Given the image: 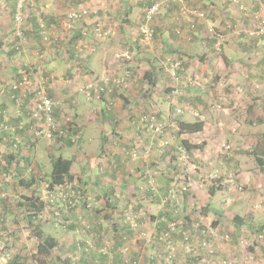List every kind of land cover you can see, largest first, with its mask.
<instances>
[{
    "label": "crops",
    "instance_id": "obj_1",
    "mask_svg": "<svg viewBox=\"0 0 264 264\" xmlns=\"http://www.w3.org/2000/svg\"><path fill=\"white\" fill-rule=\"evenodd\" d=\"M55 1H57V3L54 5L53 10H47L44 6L49 5L48 3L51 2V0H28V4L31 2L30 6L33 7L32 16L34 17V23H36L37 18L39 19L41 16L47 18L48 21L51 22L57 20L54 18L59 17L57 15L64 13L66 15L75 10L88 9L92 12V14L84 21L76 24L79 25L77 29L76 25L74 27L76 30H73L72 34L77 33L79 35L77 44L74 45L71 43L72 41H68L71 38L68 39L66 43H63V40L60 43H55L52 48L55 52L53 55H56V57H52L51 55L49 64L47 63L44 65L45 71L49 72L48 75L51 74L52 78L55 76L59 78L56 80L57 84L52 83V88H49V96L55 99L65 100L63 108L57 106L55 109L56 118L63 122L65 118L71 117L74 121V131L82 132L83 146L86 151L83 149L84 153L82 155L84 158L82 157L81 159L85 160L86 158L89 162H92L93 155L89 156V152H92L93 147L96 145H102L104 139L109 137L110 140L108 145H117L120 150H124V148H138L152 151L151 158H149V160H144L146 162V172L151 178L154 176L157 177V179H161V183L164 182L162 175L159 173L156 174V172L157 169H163L161 168L162 166L166 169V162H169L167 160H169V157L171 156H167L168 154L165 155L164 153H162V155L161 153H157V151H161L158 149L160 147L159 141L150 138L142 139V137L137 136L136 132L134 134V129L141 112L143 113L145 110L153 108L158 113L166 115L168 112H171L169 103L173 101L174 98H177L178 96L182 99L185 98L181 90H188V88H182V85H184L183 80L186 77H183L182 75L178 81H175L169 76L166 66L164 67V64H158V62H162V60L164 61L169 54L180 58L184 57L186 61L184 68L185 70H188L187 73L189 74L190 71H192V67L203 62L201 64V69L204 68L208 72L210 69L209 66H212L211 70H216L220 73V75L217 74L215 76L216 79L221 78V75L226 77L228 87H230L232 91V95H229L232 98H228V100L232 101L239 97L243 103L241 107L246 110V117L248 115V119H246L244 115V119L247 121L242 120L237 124L239 128L246 129L247 132L243 136H240V133L238 135L236 134L239 142L235 145H242L243 149L241 151L249 150V154L250 151L251 153H254L255 148L258 145L261 146L260 143L264 136L262 135L258 138L253 131L255 128H261L264 130V36H261V34L254 29V26L255 17H258V19H264V0H238V3L225 0H185L187 5H198L203 8V10H206L205 12L207 14L206 20L197 21V30L193 34L195 38L192 42H187L186 40L177 37L175 34L176 23L173 21L178 16L180 6L173 3L170 8L163 9L161 15L156 19V36L150 43L144 42L143 38L140 36L139 29L146 8L153 4L154 0ZM0 4V49L7 51L4 53L8 62L10 56L13 55L16 58H21L20 60L26 61V58L20 56V52L17 53L14 51L16 45L10 43L12 41V33L16 27L14 16L12 15L9 17L4 8L8 6V12L10 14L11 6L7 4V2V5L2 3V1H0ZM4 4L5 7H3ZM138 5L142 8V11L134 21V17H136V14H134V7ZM41 12L43 13L42 15L40 14ZM115 13H118L122 18L116 20L117 18L114 16ZM39 14L41 16H39ZM40 21L42 20L40 19ZM259 22L260 21H258V23ZM97 23H102V26L105 27L106 30H111L113 34L112 37L115 36L116 28L119 29L118 32L122 36V40L117 44H114L116 42H113L112 40L102 42L94 41L93 35H90V32ZM186 25L187 24H185V26ZM209 29H214L217 36L220 37L218 41H221L222 43V55H214L215 42H213L211 39L212 37L209 36ZM36 30L37 26L35 24L34 32ZM54 33L58 40L60 35L56 32ZM35 35L37 36L36 39L39 50L41 49L44 52L46 50L44 45H39L41 36L36 34V32ZM34 45L35 44L32 46ZM34 47L36 48V46ZM75 50L77 53V56L75 54L76 58H69V54H71V52L75 53ZM66 51L69 53L67 54ZM58 53L63 54L62 57L59 56ZM197 53H199V56ZM125 55H132L134 60L129 62L124 58ZM175 56L169 57L175 58ZM124 65L125 67L129 66L133 71H136L137 74H139V79L142 81L137 83V85L127 94H124L123 99L121 96L122 94H120L119 100L116 101V105L120 110L124 108V114L122 116H115L113 111H108L106 108V100L102 102H87L82 99V103L75 109L73 108V111L68 110V108H71L68 104L70 102L68 98L71 92L74 91L75 85H81L83 81H87L86 79L99 76L102 77L104 74L114 71H116L115 75H119L123 70ZM18 68L20 67H15L14 69L17 70ZM150 69H154L153 77H155L156 80L155 84L152 85L149 84V80L146 78V71ZM21 71L22 70L19 71L20 77H17L14 73L13 75L10 73L7 74L6 81L11 83L12 78L13 80L18 78L21 79L24 75ZM193 73H196L195 70L191 72V75H193ZM64 74L65 79L62 77ZM77 75L79 77H77ZM197 77L200 78L199 76ZM257 81L262 82L263 84L259 85L256 83ZM252 83L255 84V88L251 86ZM31 84L32 83H29L28 86L22 89V92L26 93L25 98L30 99L37 94L35 92V90H37L35 87L36 84ZM215 91L216 90H214V92ZM214 92H210L211 95H221V93ZM220 92L222 91L220 90ZM188 97H191L190 94ZM25 98H23L24 103H27L28 101ZM188 102V107L192 110V113L193 111L197 112V114L200 115L199 117L201 121L205 122V129L208 128V115L211 114L207 110L205 111V106L207 105L205 95H201V98L199 96H192L189 98ZM1 103L0 100V109L4 108ZM92 108H95L96 112L100 110L102 116L99 114H97L98 116L91 115L89 112H91ZM16 115L19 116L12 120V122L16 125L18 124V129L15 133H9L8 138L10 142H12L16 135L20 134L21 136H24L28 143V140L34 136H27V132L30 133L31 126H25L26 124L23 123L26 113L24 114V117L20 116L22 115L21 111L16 113ZM91 116H93V118H91ZM183 121H185V119ZM194 121L195 119L191 118L186 120V122ZM113 122L114 125H108ZM104 124L108 125L109 128L111 127V131H108L109 128L106 130ZM99 125H102L100 127L101 135L97 136L94 127ZM213 125H211L212 130L215 134L217 133L220 140L217 138L218 142L216 141L217 139L211 141L204 140L205 142H202L205 143L204 150L202 152L197 151L194 154V157L197 158L196 161L198 162L192 163L190 168H186L188 175L186 173L184 178H187L188 182H183L185 180L177 181V178L174 180L181 186L187 185L188 191L190 192V194L188 192L183 196V202L180 204L181 207L178 208V215L173 211V207L170 204L152 203L150 204L151 216L148 219L141 217H138L137 220L130 218L125 219L124 214L126 209H131L133 207L131 202L133 203L135 200L132 199L131 195H128L127 198H125L124 195L127 194L129 190L130 193H132L134 179L138 180L144 176V171L142 170L144 162L142 164L141 161L133 162L130 158L123 155L121 153L122 151L120 154L118 152L119 155L116 157L112 156L110 153H107L105 157H102V150L98 152L97 154L101 155V158L98 160L104 162V172H108V175L104 179L106 182H104L103 186H99V188L101 191L102 189L107 190L111 188L110 190H112V192L116 190V196H120L122 193L123 197L119 200H110L109 203L106 202L103 211H100L99 209L87 210L85 206L83 209L81 208L79 210L76 209L75 211H71L70 215H65L66 224L63 226L64 228L60 229L58 227L61 230V232L57 231L58 234H51L46 231L45 227H36L37 233L42 234L43 238L54 239L56 243V246L51 251L52 255L50 256L46 254V256L51 258L53 264H126L124 259L128 257L130 259L140 258L141 260H139V262L141 261L142 264H167L162 261L160 262L155 258L161 253L166 252L162 245L150 247L147 245L144 246L141 242L138 245L135 244L136 239H140V231L146 232L151 236H156L158 234H164L167 231L168 225H172V223L188 224L187 226L192 224V226L196 225L195 227H199L197 225L200 223L207 225L209 221H212L211 223L215 221L217 222L216 227L219 229L218 231L221 235L229 234V231H231V235L233 236V239H235L238 234L243 232L252 233L255 228L264 226V205L258 206L261 203L255 204L256 201L251 202L249 196V201L247 203L245 201L246 197H243L244 203L235 200L230 201L228 198L229 196L225 192H216L214 197H209L208 194L207 204L210 209L207 213L201 214L198 211L196 212L197 207L194 208V214L190 215L191 210H188L186 215H181V212H186L185 203L189 202V204L193 206L197 196L202 193L201 190L204 189L203 184L199 185L198 183L201 177L203 175H209L211 178L218 169L223 170V168H225L228 172H234L243 185L251 183L254 180L253 174L256 172L257 174H255V176H258V178L252 183H257V186H251L252 193L261 196L264 192V185L262 184L264 180V170H261L258 167L254 154L247 155V153H244L241 155L239 151L236 154L234 152H222L219 145L221 144L220 141H224L220 137V134L223 135L221 129L224 122H221L220 120L218 125V121H216ZM236 129L237 128H233V130ZM256 138L257 142L255 143L254 141ZM5 141H7V139H5ZM261 149L263 150L264 148H260L259 151H261ZM247 156H250L253 159V164L256 168L253 174L246 167L245 163H247ZM165 158H167V160ZM9 160H16L18 162L20 159L16 158L15 155H11ZM77 161H79V159ZM155 163H158V165ZM223 163L225 164L223 165ZM74 167L75 165L73 166V170ZM149 167H152L153 169L151 170ZM242 167L246 169H242ZM21 169L24 171L23 168ZM92 169L88 170L86 175H82L80 178L87 179V177H91V175L94 176V174H92ZM137 172L140 173L141 176H138ZM258 179L260 183H258ZM140 181H142V179ZM158 185L160 184L158 183ZM110 190H108L109 195ZM35 198L37 197L35 196ZM223 199H226V201L221 202ZM42 201L45 203L43 211L51 210L53 212L54 206H51L46 200ZM28 203L30 202L28 201ZM11 205L15 204H6L7 209H10ZM25 205L26 204L23 202V209L28 207ZM236 207L242 211L237 210L233 213V210ZM138 209L139 206H136L135 211L138 212ZM79 214H81L83 219L87 221L83 223V226L77 219L82 217L79 216ZM235 214L243 219L242 221H239L242 223V226H238V222L237 224L232 222L231 218ZM27 218L29 222V217ZM211 218L213 220H211ZM3 227L6 229L8 228V226ZM0 233V237L3 236L8 240V234H3L2 231H0ZM33 237L39 245L40 240L36 235ZM174 237L177 241L181 239V236L177 234ZM31 239L33 238L31 237ZM76 240L81 241L80 248L82 252L75 250ZM218 240H220V237ZM87 242H90L91 245L87 244ZM217 243L221 246L220 242ZM234 246L235 247H233L232 250L224 246L217 249V255L215 256V259L213 256L210 263L220 264L223 260H231L235 264H253L252 261L255 258L256 260L259 259L260 261H263L262 264H264V243L256 242L255 247L250 250H243L238 248L237 245ZM99 248H108V256L102 255V257H100L101 255H98L97 252L99 253L102 249ZM179 248L181 249L180 245ZM180 252L184 253L183 249H181ZM36 253H38V247ZM18 254H16L17 256H13L10 261L8 260L9 262L4 263L25 264L26 256L23 253H20V255ZM189 255L190 254L188 253L182 255L181 259L191 258ZM77 256H80L81 259L80 257L77 258ZM4 263L0 259V264Z\"/></svg>",
    "mask_w": 264,
    "mask_h": 264
},
{
    "label": "rangeland",
    "instance_id": "obj_2",
    "mask_svg": "<svg viewBox=\"0 0 264 264\" xmlns=\"http://www.w3.org/2000/svg\"><path fill=\"white\" fill-rule=\"evenodd\" d=\"M0 1H2V3H5V4L7 2V4H9L11 6L10 7V9H11L10 14L8 12L9 11L8 6L5 7V4H4L3 7H5L4 10L7 12V15L9 17H11L12 15L14 16V10H15V6L17 5V0H0ZM225 1H227V0H225ZM231 1L238 3V0H231ZM56 3H57V1L51 0V2L48 3L49 5L44 6V8L47 10H53V7ZM12 5H13V7H12ZM0 6H1V4H0ZM186 6L188 8H198L203 12L206 11V10H203V8H201L198 5H190V6L186 5ZM165 7H168V6H165ZM27 8L29 10V17L25 20V24L23 26V28L25 27V29H26V30H24L25 34H26L25 35L26 39H19V40L17 39L18 35H16V28H15L16 24H15V27H14L15 30L12 33L13 34V36H12L13 42L12 41L10 42V43L15 44V45L17 44L16 46H19V48H20L19 52L21 53L20 56H22L23 58H26V61L24 60L25 61L24 62L23 60H20L21 58L20 59L16 58L13 55V56H10V59H9L10 63H9L7 58H6V55L4 53L7 51H5L4 49H2V50L0 49V100L2 102L1 103L2 106L4 107V108L0 109V111L6 112L5 118L0 117V231H2L3 234L4 233L8 234V236L6 235L8 240L3 236L0 237V259H1V261H3V263L9 262L10 259L13 256H15L16 254L19 253L18 255H20V253H23L26 256L25 257L26 258L25 264H53L52 263L53 261L51 260L50 257H48L46 255L38 254L39 252L36 253L37 247H38V242L33 237L37 233L36 227H38V226L45 227L46 231L50 232L51 234H58L57 231L61 232L60 229L64 228L62 225L65 226V224H66L65 215H67V214L70 215L71 211H75L76 209L79 210L81 208L83 209L84 206L87 210L99 209L100 211H103L105 209L107 199L114 201L117 199L118 200L122 199V197H123L122 193L120 194V196H116L115 195V193H117L116 190L113 191L112 196H110L109 191H108L110 189H107V190L102 189V191H101V189L99 188V186L101 187L104 185V182H106L104 179L108 175L107 171L104 172V168H105L104 162L98 160L99 159L98 157H100L101 155H102V157H105L107 153H110L112 156L116 157L117 155L120 154L121 151H122L121 153L123 155H126L129 152H132L133 150L136 149L139 152V154H138L139 158L137 160H133L128 155H126V157L130 158L131 161H133V162H136V161L140 162L141 161V164L144 162L143 167H142V170L144 171L143 172L144 176H142L138 180L134 179V183H133L134 187L132 189V193H130V190H129L127 192V194L124 195L125 198H127L128 195H131L132 199L135 200L133 203L131 202L133 207L131 209H126L125 214H124L125 219L131 218V219L137 220L138 217L148 219L151 216L150 215L151 214L150 213L151 212L150 204L152 202L157 203V204H164V202H166V204H167L168 203V201H167L168 194L161 195V197H163V200L161 202L156 201V200L152 201L151 197L143 195L144 186L147 183V181L149 180V174L146 172V167H145L146 162L144 160H147V159L149 160V158H151L152 151H150V150H145V149L142 150V149H138V148H133L132 150L128 149V148H124V150L123 149L120 150L119 146H117V145H115V146H109L108 145L106 148L102 149V145H100V146L96 145L95 147H93L92 152H89L90 153L89 156L93 155L92 160L95 159L96 163L99 161L97 166L92 169V167H91L92 162H89L86 158H85V160L81 159L83 157L82 154L84 153V150H85V148L83 146L82 132L79 131L77 134L72 133L75 126H74V121L71 117L65 118V120L63 122H61L57 118L56 119L58 121L57 122L58 125L61 127H64V123L67 122V120L71 121V123L68 125V128L70 127V130L67 132V136H68L67 138H70L71 136L73 137L74 135H79V137H80L79 142L73 143V146H69V145L66 146L67 144L65 142H63L64 139H57L56 137L53 140L52 139L48 140V138L45 137L46 136L45 130L43 128H42V130H44L43 137L38 136L36 134V132L40 130V128H39L40 125H36L35 122L32 121L31 116L29 115V109H28L26 104L30 100H39V98L46 96L47 98H50L54 101L55 109L57 108V106L59 108H61V107L63 108V106L65 105V100L55 99V98L49 96V90H50L49 88H52V86H53L52 83L57 84L56 80L58 77L55 76L52 78L51 74L48 75L49 72L45 71L44 65L47 63L49 64V60L51 59L50 58L51 55H52V57H56V55H53V54H55V52H54V49L52 48V46L55 43L62 42V40H63V43H66L67 40L69 38H71L70 37L71 32L68 31L64 27V20L66 18L65 13L61 14V15H57L60 18L54 17L57 20L50 22V21H48V19L41 16L43 14L41 12L40 13L41 15L39 14V16H41V17L39 19L37 18L36 23H34V21H33L34 17L32 16L33 15V13H32L33 7L28 6ZM134 8H135L134 14H136V17H134V21H135L137 19V16L139 15V13H141L142 8L139 5L135 6ZM180 10H181V8L179 9L178 13H180ZM12 12H13V14H12ZM114 16L117 18L116 20H120L122 18L119 16L118 13L117 14L115 13ZM40 19L42 21H40ZM258 21H260V22L258 23ZM263 21H264V19H262V18L258 19V17H255L254 29L256 31H258L259 33L261 32L260 30L264 26ZM46 22L49 24L48 26L46 25ZM41 23H44V25H46L49 29H52L54 32H56L57 34L60 35L59 36L60 38H58L57 41L54 39H51V43H50V41L48 43L42 42V39L40 37L39 45L40 46L44 45V47L46 49L44 52L41 49L39 50L38 42L36 39L37 36L34 34L35 33L34 32L35 24H38L37 26L39 27V26H41ZM78 26L79 25H76V29L78 28ZM100 26H102V23ZM102 28H103V30L108 31V35H107L108 37L106 36L107 38H105V40H101L99 37H97L93 33V30H91L90 35H93L94 41L102 42V41H106V40H112L113 42H116L114 44H117L122 40V36L118 32L119 29L116 28L115 36L112 37L113 34H112L111 30H106L105 27H103V26H102ZM76 29H74V30H76ZM93 29H94V27H93ZM107 29H109V28H107ZM76 35H78V34L76 33ZM261 36H264V35L261 34ZM110 37H112V38H110ZM68 41H70V40H68ZM71 43L76 44V42H73V41ZM33 44H35L34 46H36L37 49L34 46H32ZM222 53H223V50H222ZM67 54H68V52H67ZM197 54L199 56V53H197ZM58 55L62 57L63 54L58 53ZM214 55L219 56L216 53H214ZM169 56L174 57L175 55L169 54ZM176 57H177V59L182 61V65H183V67H185L186 61H185L184 57L180 58L178 56H175V58ZM165 60H166V58H165ZM165 60L164 61L162 60V62H158V64L159 63H160V65L164 64V66H165ZM202 63L203 62H201V64ZM201 64L192 67V71H190V74L187 73L188 70L187 69L185 70V68L184 69L182 68V70H179L181 73L180 77L182 75H183V77H186L183 80L184 85H182V88H184V89L188 88V90H181L182 94L185 96L184 99H182L181 97L178 96L177 98H174L173 101H171L169 103V105L171 107L170 113L168 112L166 115L163 113L161 114L152 108L149 110H145L143 113L141 112V115L138 116V118H140L142 115H154V116H156V119L158 120L159 124L162 125V127H160L159 131L146 132L145 130H143V131L138 130V128H137L138 122H139V119H138L137 124H136L135 129H134V134L136 132L137 136L142 137V139H147V138L157 139L159 141V144H160L159 148L161 149V151L160 152L157 151V153H161V155H162V153H164L165 155L171 154V155H176L178 157H181V155L183 154V150L181 149L183 147H181V145H180L181 140H183L184 138H189L195 144H200L202 142H205L204 140L211 141V140L217 139L219 136L217 135V133L215 134L213 132L211 125H213L214 122H216V121H218V125H219V121L221 120V122H224V125H222V129H221V133L223 135L220 134V137L224 141H222V142L220 141L221 144L219 145V147L222 149V152H225V153H230V152L233 153L234 152L236 154L239 151V153L241 155H243L244 153H247V155H252L253 152L251 153V151H250V154H249V150L241 151L243 149L242 145H235V144H237V142H239L236 134L238 135L240 133L239 135L243 136L247 132L246 129L239 128L237 125L240 123V121H242V120L247 121L246 119H248V115L246 117V110L241 107L243 104L242 100L239 99V97L236 99H233L232 101L228 100V98H232L231 96H229V95H232V91H231L230 87H228V81L226 80V77L221 75V78L216 79L215 76L217 74L220 75V73H218L216 70H211L212 66H209L210 69L207 72L206 69H204V68L201 69V66H202ZM15 67H20V68H18L16 70V69H14ZM125 68H127V67H125V65H124V68L119 75H115L116 71H114L111 73H106L102 77L99 76V77H93L91 79H86L87 81H83L81 85H75L74 91L71 92V94L69 95V98H68L70 100V102L68 104L71 106V108H68V110L73 111V108L75 109L77 106H79L82 103V99L87 101V102L105 101L102 99V96L98 99L96 97L89 96L88 92H87L88 91L87 88L89 85L100 84L101 83L100 80L102 78V80H106V82L108 83V89L110 90L108 93L104 94V97L106 98V101H107L106 108L108 109V111H113V114L115 116H118V117L122 116L124 114V111H123L124 108H122V110H120V108H118V106L116 105V101L119 100L120 94H122L121 96L123 99L124 94H127L131 89H133V87H135L137 85V83H140L142 81L141 79H139V74H137L136 71H131L133 74V77L126 85L120 86V87L115 86L113 83V80L115 81V80H118V78H122L125 74V70H126ZM20 70H22L21 72L24 74L21 79L18 78V79L13 80V78H12L13 81L11 80V83L6 81L7 74H9V73L12 75L14 73L17 75V77H20V72H19ZM194 70L197 74L193 73V75H191V72H193ZM197 76H199L200 78H198ZM62 77H63V79H65V74L62 75ZM77 77H79V76L77 75ZM29 83H32L31 85L36 84L35 87L37 89V90H35V92L37 94L32 96L30 99L25 98L26 93L22 92V89L24 87L28 86ZM256 83L259 85L263 84L262 82H259V81H257ZM4 84H5V87H4ZM68 85H69V83H68ZM16 86H17V88H15ZM251 86L255 88L254 83H252ZM214 90H216L215 92H217V93H221V95H219V96L211 95L210 92H214ZM220 90L222 92H220ZM223 93H224V95H223ZM189 94L191 97L192 96H197V97L199 96L200 98H201V95H205V101L207 102L206 103L207 105L205 106V111L207 110L211 114V115H208V124H207L208 128H206V129L204 128V130L202 132H200L196 135H193V136H190V135L178 136L177 122L179 120L183 121L185 119V121H186L190 118L195 119V121L201 120L199 117L200 115L197 114V112H195V111H193V113H192V110L188 107V103H189L188 100H189V98H191V97H188ZM14 96H16V98H21V99L25 98L28 102L24 103L23 106L19 105L16 102V99L13 98ZM66 100H67V98H66ZM178 109H184V113L181 115H178V113H177ZM95 110H96L95 108H92L91 112H89V113L91 115L98 116L97 114H99L100 116H102L100 110L97 111L98 113ZM17 111L18 112L21 111L22 115H20V116H23V117H24V114L26 113V117H24L23 123L26 124L25 126H27V125L31 126L30 133L27 132V136L32 135L34 137L30 138L28 140L29 141L28 143H27L26 139L24 138V136H21L20 134H17L14 141H12V142H10V140L8 138L9 133H13V132L15 133L16 130L18 129L17 128L18 124L16 125L14 122H12V120H14L15 118H17L19 116V115H16V113H18ZM23 112H25V113H23ZM244 115H245L246 119H244ZM226 116H228V117H226ZM55 117H56V115H55ZM91 118H93V116H91ZM112 124L114 125V122L111 124H108V125H112ZM108 125H105L106 130L109 128ZM5 126H7V127H5ZM21 126H24V125H21ZM101 126L102 125L94 127V129L97 132V136L101 135L100 134V127ZM233 128H237V129L233 130ZM23 129H22V131H23ZM110 129H111V127L109 128L108 131H111ZM263 131L264 130L261 128L260 129L255 128L253 133L259 138L262 135L264 136ZM31 132H32V134H31ZM112 132H113V130H112ZM5 139H7V141H5ZM218 139L216 140L217 142H218ZM254 142L255 143L257 142V138ZM261 142H264L263 138H262ZM32 144H35V145H32ZM214 144H215V142H214ZM232 146H233V148H232ZM261 147L264 148V144H261ZM101 150H102L101 155L97 154ZM61 152H65L66 156L71 157L74 160V165H75L74 170H73L74 182L69 183L64 187H61L62 190L59 191L58 200L54 202V210H57V212L55 214L51 210H48V211L45 210V212L44 211H43V213L41 212L39 218H37L36 220L33 221V225L29 226L28 218H27V215L25 213V210L23 209L22 204L24 202L28 206L30 203H28L27 199L31 198L35 194H36V197L39 199V201L46 200L48 202V200H50L51 198L54 200V198H53L54 195H52V192L49 189V183H48V181L43 180V177L47 176L48 174L51 173V170H52L51 164H50L51 163V156L52 155H59ZM118 152H119V154H118ZM125 152H126V154H125ZM11 155H15L16 158H19L20 160L18 162L16 160L15 161L9 160ZM190 157H191L190 166L185 167V166H183V163L180 161L181 167H179V168L181 170H179V174L176 175V177L179 180H187V178H184V175L186 173L188 175L186 168H190L192 163L198 162V161H196L197 158L194 157L193 153H192V155H190ZM26 158H28V159H26ZM247 158H248L247 163H245L246 167L253 174L254 170H256V168L254 167V164H253V159L250 156H247ZM78 159H79V161H77ZM102 160H103V158H102ZM10 161H11V163H10ZM96 163H95V165H96ZM166 163H168V162H166ZM224 164L225 163H223V165ZM15 165H17V166H15ZM156 165H158V164H156ZM11 166H13V167H11ZM21 168H23L24 171H22ZM149 168L151 170L153 169L152 167H149ZM162 168H163V166H162ZM90 169L93 170L92 174H94V176L91 175V177H87V179H81L80 176H82V175L85 176L86 173L88 172V170H90ZM242 169H246V168L242 167ZM157 170H159V169H157ZM224 170H225V168H223V170L221 169V172H223ZM138 172H140V171H138ZM138 172H137V175L141 176L140 173H138ZM255 174H257V173L255 172ZM255 174H253L254 180L252 182L256 181L258 178V176H255ZM38 175H40L38 186L36 185V186L26 187L24 185V183H23L24 181L26 182V181H29L30 179L37 178ZM146 176L148 178H146ZM141 179H142V181H140ZM210 179L211 178L209 177V175H207V176L203 175L200 180L198 179L199 185H201L203 183H205L206 185H205V187H203L204 189L201 190L202 193L197 196V199L195 200V203L193 206H191L189 204V202L185 203L186 212H183V213L181 212V215H183V216L186 215L188 210H191L190 215H192V214H194V208H197V207L198 208L196 209V212L198 211L201 214L205 213L203 211V209L208 206V204H207L208 192L206 189L210 186L209 183H211V182L208 181ZM252 182L247 184V185H243V184H241V182H238L232 188L230 187V189L233 191V193L230 191L227 192V195L229 196L228 197L229 200L230 201H233V200L241 201L244 203L243 197H246L245 198L246 203L250 200L251 202L256 201L255 204L261 203L258 206L264 205V192H263V194H261V196H259L258 194L252 193V190H251L252 187L257 186V183H252ZM258 183H260L259 179H258ZM262 184L264 185V180H263ZM242 187H243V189H242ZM57 188H60V187H55V189H57ZM60 192H62V193H60ZM189 194H190V192H189ZM248 196L250 197V199ZM182 198H179L180 203L183 202ZM223 201H226V199H223L221 202H223ZM6 204L7 205L8 204H15V205H11V208L7 209ZM204 204H206V205H204ZM136 206H139V209L137 210L138 212L135 211ZM59 210H61V211H59ZM237 210L242 211L236 207V208H234L233 213H234V211H237ZM263 210H264V206H263ZM79 216H82V215L79 214ZM101 217H102V214H101ZM77 219L81 222L82 226H83L84 222H87L86 220L83 219V216L79 217ZM70 220H72V219H70ZM211 220H213V219L211 218ZM211 222L212 221L208 222V224L210 223L209 225L200 223L199 225H197V226H199L197 228L207 229L208 227H211V224H212ZM213 222H215V221H213ZM3 226H8V228L6 229ZM51 226H53V227H51ZM192 228H193V226H192ZM258 230H259V228H255L253 230L254 233L253 232L252 233L243 232L241 234H238L235 237V239H233V236L231 235V231H229L230 235L229 234L220 235V240H218L217 242H220L221 246L218 245L219 243L216 242V247H217V249H219L220 247L224 246V247L232 250V248L235 247L234 245H238V240L244 239V241H245L244 247L247 246V249H245L244 247H241V246H238V248L243 249V250H250L251 248L255 247L256 242L261 243L257 240V238H258L257 235L259 233ZM139 233H141L140 239H136L135 244L138 245L141 242L144 246L147 245V242L145 243L146 237L142 236V233H146V232L140 231ZM148 236L151 237L150 234H148ZM31 237L33 239H31ZM179 245H180L181 249H183L185 254L180 252L181 249L179 248ZM173 247L175 248V253L177 254L178 259L181 261H184L183 260L184 258L181 259L182 258L181 256L187 254L186 253L187 244H185L183 242V239H180L179 241L176 240V243L174 244ZM202 255L205 258H207L204 253H202ZM79 257L80 256H77V258H79ZM166 258H168V257H166ZM80 259H81V257H80ZM139 259H138V262H139ZM214 259H215V257H214ZM258 260H256L254 258L252 263L253 264H262L263 261H260V260L258 261ZM210 261H212V259ZM221 262H223V261H221ZM139 263L142 264L141 261ZM4 264H6V263H4ZM129 264H131V262ZM192 264H198V263H194L192 261Z\"/></svg>",
    "mask_w": 264,
    "mask_h": 264
},
{
    "label": "trees",
    "instance_id": "obj_3",
    "mask_svg": "<svg viewBox=\"0 0 264 264\" xmlns=\"http://www.w3.org/2000/svg\"><path fill=\"white\" fill-rule=\"evenodd\" d=\"M156 2H158V0H154L153 4L156 3ZM228 2H230V0ZM30 3L28 4V0L25 1V3H24V10L25 11H28L27 7L30 6ZM173 3L179 5L180 8H182L184 6L187 7L186 6L187 4H186L185 0H178V1L177 0H172L170 2H167V4L165 6L169 5L168 7H165L163 5L161 7L160 14L157 15L156 17H154V19H153L152 28L154 29V34H153V38H152V40L150 42H152L153 39H155V36H156V28H155L156 19L161 15L163 9L170 8L171 4H173ZM153 4L148 6L146 8V10L148 8H150ZM16 8H17V5L15 6L14 17H15V14H16ZM191 9H198V8H191ZM146 10H145L144 15H143V17L141 19L142 20L141 23H143L145 21ZM203 13L205 14V18L204 19H202V18L199 19V18H196V17L193 16L192 20L193 19L194 20L191 21V22H188V21L184 20L183 17L181 16V13H178V16L173 21L174 23H176L175 34L177 35V37L182 38V39L186 40L187 42L194 41L195 36L193 34L197 30V21L198 20L204 21V20L207 19L206 12H203ZM178 17H180V18L176 21V19ZM185 24H187V25L185 26ZM37 25L38 24H36V26ZM46 25L48 26L49 24L46 22ZM139 31H140V36L143 38L144 35L142 34L140 29H139ZM35 32H36V34L40 35V32H41L40 26L39 27L37 26V30ZM208 33H209V36L212 37L211 39L213 40V42H215V49H214L215 53L218 54V55L221 54L222 53L221 45H220V52H218L217 49H216V44L217 43L222 44L221 41H218V39L220 37L217 36V34L215 33L214 29H213V32H210V29H209ZM78 38H79V35H76V33H75L73 35V37L70 39V41H75L76 44H77ZM17 39L19 40V38H17ZM76 44H74V45H76ZM14 51L19 53V50L17 49V46L14 47ZM73 53L71 52V54H69V58H71V57H73V59H74V57L76 58V56H77L76 50H75V53L74 54ZM75 54H76V56H75ZM167 58H166V60H167ZM133 60H130V61L132 62ZM166 60H165V63H166ZM182 68L184 69L183 65H182ZM126 69L129 70V71H133L131 67H127ZM153 70L154 69H150V70L146 71V78L149 80V84L150 85L155 84V81H156L155 77H153V74H154ZM180 70H182V69H180ZM180 74L181 73L178 70L177 71L178 80H179ZM102 99L106 100V98L104 97V94L102 95ZM182 110H183V113H184V109H182ZM5 113H6L5 111H0V117L1 118H5ZM178 115H181V114H178ZM204 128H205V122L201 121V120H197V121H194V122H186V121H180L179 120L177 122L178 136H182V135L193 136V135H196V134L202 132L204 130ZM78 132L79 131H77V132H74V130L72 131V133H74V134H77ZM109 140H110L109 137H106L104 139V141L102 143V149H104V148H106L108 146ZM263 141H264V138H263ZM63 142H65L67 144L66 146H68V145L69 146H73V142L71 141V138L64 139ZM260 144H264V142H261ZM180 145L190 155H192V153L195 154V152H197V151L202 152L204 150V147H205V143L195 144L189 138H184L183 140H181L180 141ZM260 148H262L260 145H258L255 148V152H254L255 161H256L258 167L261 170H264V149L263 150L261 149V151H259ZM158 149H160V148H158ZM135 151H137V150L135 149ZM125 154H126V152H125ZM138 154H139V152H138ZM126 155L131 157L130 154H126ZM167 156H171V157H169L170 158L169 160H167V158H165L167 161H169L167 163V166L165 165L166 169H164L165 167H163V169H159L156 172V174L159 173V174L162 175V177L164 179V182L161 183V179H157V177H154V176L151 178V176H149V180L147 181V183L145 184L144 189H143V191H144L143 195L151 197L152 201L156 200V201H160L161 202L163 200V197H161V195L168 194V197H167L168 203L167 204L172 205L173 211L176 212V214L178 215L179 214V209L178 208L181 207L180 206L181 203L179 201V198H182L183 195H185L189 191H188V186L187 185L181 186L176 181H174L175 178H177L176 175L179 174V170H181L179 168V167H181L180 157H178L176 155H169V154ZM98 158H101V156L98 157ZM138 158H139V156H137V158H135V159L134 158H132V159L133 160H137ZM190 159L185 164L183 163V166H185V167L186 166H190V161H191ZM95 161H96L95 159L92 160V168L95 167V163H96ZM50 164H51V169H52L51 173L48 174L47 176H44L43 180H46L49 183V189L52 192V195H54L53 196L54 200H52V198H51L50 200H48V203L51 206H54V202L58 200L59 191L62 190L61 187H64L67 184L74 182V175H73L74 160L71 157L66 156L65 152H61L59 155H52L51 156V163ZM218 170L220 171L219 174L215 173L214 175H217V176L213 177L214 176L213 175L211 177V179L208 180L209 182H211V183H209L210 186L206 189L208 194H209V197H214L216 195V192H222V193L225 192V193H227L228 191H230V192L233 193V191L230 189V187L232 188L235 184L240 182L239 179L236 177V174L234 172H228L226 170L221 172V169H218ZM164 176H166V177H164ZM39 177H40V175H38L37 178L30 179L29 181H26V182L24 181L23 183H24V185L26 187H31V186H36V185L38 186ZM146 178H148V177L146 176ZM177 181H183V180H179L177 178ZM186 181L187 180H185L183 182H186ZM158 183L160 185H158ZM205 185L206 184L203 183V187H205ZM55 187H60V188L55 189ZM242 189H243V187H242ZM60 193H62V192H60ZM112 194H113V192H112V190H110V196H112ZM34 196H36V194ZM34 196H32L31 198L27 199L30 202V204L28 205L27 208L24 209L25 213L27 214V217H29L30 226L33 225V221L39 217L41 212L43 213V210H44V207H45L44 201H42V200L39 201V199L35 198ZM109 202H110V199H107V203H109ZM164 203L166 204V202H164ZM209 209H210L209 206H207V207H205L203 209V211L205 213H207ZM59 211H61V210H59ZM56 212H57V210H53L54 214ZM65 219H66V217H65ZM231 220L235 224H237V222H238V226H242V223H240L239 221H242L243 219L239 215H237V214L233 215ZM187 225L188 224H182V223L175 224V223H172V225L171 224L168 225L167 231L164 234H158L156 236H151L152 241L147 243V246L152 247V246L162 245L163 248L166 250V252L161 253L159 256H156L155 258H157L160 262L162 261V262L167 263L166 262L167 247L173 248L174 244L176 243V240H175L174 236L177 234V235H180L181 239H183V242L185 244H187L186 252L188 254H190L189 256H191V258H189V259L188 258L187 259L184 258V260L188 264H192V261L194 263H198V264H211L210 260L212 259L213 256L215 257L217 255L218 251H217V247H216L215 244H216V242L218 241V239H219V237L221 235L219 233V231H218L219 229L216 227L217 226V222H213L211 224V227H208L207 229H205V228L199 229V228L195 227V225L192 228V224L190 226H187ZM62 226H64V225H62ZM263 231H264V226L259 228V230H258L259 233H258L257 236H259L260 233L263 234ZM35 235L40 240V243L38 245L39 254H41V255H46L47 254V255L51 256L52 255L51 251L56 246V243H55L54 239L43 238L42 234H39V233H36ZM186 236L188 238V243H189L190 247H189L187 241H185V237ZM257 240L259 242H261V243H264V239H261L260 237H259V239L257 238ZM243 241H244V239L238 240V245L237 246L244 247V244H242ZM145 243H146V240H145ZM203 243L207 244V246L210 248V250L212 252H210V251H205V252L202 251V247H200V244H203ZM78 244L81 245V241L80 240L79 241L76 240V242H75V250H77L79 252H82L81 248L76 246ZM244 248L247 249V246H245ZM99 249H102V248H99ZM107 249H102V250H100L99 253L97 252V254L101 255L100 257H102V255L103 256H108L109 251ZM194 250L197 251L198 253H200V255H197L194 252ZM202 253H204L206 255V257H207L206 261L202 260L203 257H204L202 255ZM138 259L139 258H134L132 260V258L130 259L128 257V258H125L124 260H125L126 264H129L130 262H131V264H140L138 262ZM177 259H178V257H177ZM223 261L235 264L231 260H229V261L228 260H223ZM13 264H15V263H13ZM220 264H222V262H220Z\"/></svg>",
    "mask_w": 264,
    "mask_h": 264
},
{
    "label": "built area",
    "instance_id": "obj_4",
    "mask_svg": "<svg viewBox=\"0 0 264 264\" xmlns=\"http://www.w3.org/2000/svg\"><path fill=\"white\" fill-rule=\"evenodd\" d=\"M26 0H17V8H16V14L14 17V22L16 24V35H18L19 39H26L25 38V27L23 28L24 24H25V20L29 17V13L27 11L24 10V3ZM172 0H158V2L154 3L150 8H148L146 10V16H145V21L141 24L140 26V30L142 32V34L144 35L143 40L146 43H149L152 38H153V34H154V29L152 28V23H153V19L154 17H156L157 15L160 14L161 11V7L167 4V2H170ZM178 1V0H177ZM229 1V0H228ZM231 1V0H230ZM181 16L183 17L184 20L191 22L192 17H196V18H205V14L200 10V9H191V8H187V7H182L180 10ZM92 12L88 9H80V10H75V11H71L69 13L66 14V18L64 20V27L70 31L71 33V38L73 37V30L74 27L77 23L84 21L87 17H89V15H91ZM180 17H178L176 19V21L179 19ZM42 25L40 26L41 28V39L42 42L44 43H48L50 41L51 43V39L57 40V38L55 37V33L53 30L49 29L46 25H44V23H41ZM264 24V21H263ZM101 23H97L93 29V33L99 37L101 40H105V38H107L108 36V31L103 30L102 26H100ZM261 34L264 35V26L263 28L260 30ZM210 32H213V29H210ZM107 36V37H106ZM103 38V39H102ZM70 39V38H69ZM220 43L216 44V49L218 52H220ZM17 49L20 50L19 46H17ZM124 58H126L127 60H133V56L132 55H126L124 56ZM165 66L169 72V75L171 76V78L175 81H178V76H177V71L182 69V61L177 59V58H173V57H168L165 63ZM133 77V74L131 71L129 70H125V74L122 78H118V80H113V83L115 86L120 87V86H124L126 85ZM100 84L98 85H89L87 88V92L88 95L91 97H96V98H100L103 94L108 93L110 90L108 89V83L106 82V80H100ZM110 84V83H109ZM17 88V86L15 87ZM14 99H16V102L19 105H24V101L21 98H16V96L13 97ZM27 107L29 109V115L31 116L32 121L35 122L36 125H40V130L36 132V134L38 136H42L44 135V130H45V137L48 138V140H53L55 139V137L57 139H67V132L70 130V127L68 128V125L71 123L70 120H67V122L64 123V127H61L58 125V121L55 117V103L52 99L47 98L46 96H43L41 98H39V100H30L27 103ZM178 114H182L183 110L182 109H178L177 110ZM7 127V126H5ZM37 127V126H36ZM160 127H162L161 124H159L158 120L156 119V117L154 115H143L139 118V122H138V130L143 131L145 130L146 132H153V131H159ZM42 128L44 130H42ZM71 141L73 143H77L79 142V135H74L73 137L71 136ZM163 145V144H162ZM229 148V147H228ZM183 150V154L180 157V161L182 163H186L189 161L190 154L185 151L184 148H181ZM128 154L131 155L132 158H137L138 156V152L133 150L132 152H129ZM219 170H217L216 174H219ZM217 175H214L213 177H216ZM186 190V189H185ZM53 200V199H52ZM131 219V218H130ZM143 237H146L145 240L147 243L151 242L152 239L151 237H149L147 235V233H142ZM141 236V237H142ZM259 237L261 239H264V231L263 234H259ZM185 241H187L188 243V238L187 236L185 237ZM87 244L91 245L90 242H87ZM242 244L245 245V242L243 241ZM189 245V243H188ZM203 245V246H202ZM78 247H80V245L78 244ZM190 247V245H189ZM200 247H202V251H210V248L207 246V244H200ZM191 250V249H190ZM194 252L197 255H200V253H198L197 251L194 250ZM167 257L166 258V262L168 264H188L185 260L181 261L179 259H177V254L175 253V248H171V247H167ZM202 260L206 261V258L203 257ZM222 264H232V263H228L226 261H223Z\"/></svg>",
    "mask_w": 264,
    "mask_h": 264
}]
</instances>
